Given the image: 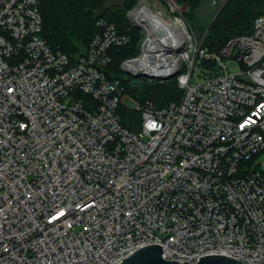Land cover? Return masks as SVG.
Masks as SVG:
<instances>
[{"label": "built area", "instance_id": "built-area-1", "mask_svg": "<svg viewBox=\"0 0 264 264\" xmlns=\"http://www.w3.org/2000/svg\"><path fill=\"white\" fill-rule=\"evenodd\" d=\"M40 3L0 0V264H121L152 246L264 264V14L210 51L181 3L137 0L120 68L176 80L181 100L158 108L100 69L129 34L100 17L71 61L41 36Z\"/></svg>", "mask_w": 264, "mask_h": 264}, {"label": "trees", "instance_id": "trees-1", "mask_svg": "<svg viewBox=\"0 0 264 264\" xmlns=\"http://www.w3.org/2000/svg\"><path fill=\"white\" fill-rule=\"evenodd\" d=\"M137 0H41L43 20L41 36L52 49L66 53L71 61L83 55L93 38L100 31V17L114 23L119 31L130 35V42L110 50L112 61L107 70L121 74V62L138 53L140 32L133 28L127 16L128 10ZM185 6V15L190 29L203 35V46L218 51L231 37L250 33L254 20L264 14V0L212 1L214 14L206 19L201 16L207 0H176ZM125 90L139 102L150 101L158 108L171 102H179L182 90L175 79L164 83H127ZM120 123L126 129L139 131L141 113L122 103L118 107Z\"/></svg>", "mask_w": 264, "mask_h": 264}, {"label": "water", "instance_id": "water-1", "mask_svg": "<svg viewBox=\"0 0 264 264\" xmlns=\"http://www.w3.org/2000/svg\"><path fill=\"white\" fill-rule=\"evenodd\" d=\"M167 46V45H166ZM168 49V48H167ZM184 50L183 43L176 49V53ZM110 79H118L122 81L130 80V76L128 73L133 75L132 81L134 83H139L140 78L146 76L145 72L136 71L130 72L128 70L123 69L121 74H115L107 70L106 68H100ZM180 70L175 71L171 76L178 74ZM121 264H242L239 261L225 257V256H206L201 258L199 261L195 263L184 262L179 263L177 261L166 260L162 257V250L157 246L147 247L139 250L135 254L131 255L127 259H125Z\"/></svg>", "mask_w": 264, "mask_h": 264}, {"label": "rangeland", "instance_id": "rangeland-1", "mask_svg": "<svg viewBox=\"0 0 264 264\" xmlns=\"http://www.w3.org/2000/svg\"><path fill=\"white\" fill-rule=\"evenodd\" d=\"M208 2L205 3V6L203 7V10L200 11V14L202 17L208 19L210 18L211 16H213L214 14V11H213V6L212 5V1L213 0H207ZM218 2H224L225 0H217ZM193 35L195 36V38L199 41V42H203V35H201V33L198 31V30H195L193 29ZM140 82H147V83H164V82H168V81H158V80H155V79H149L148 77H141L140 79ZM127 83H134L132 81H127ZM126 94L132 98H134L135 100H137L133 95H131L128 91H126ZM128 100V99H127ZM138 101V100H137ZM128 103V101H127ZM260 160L264 161V152L260 155Z\"/></svg>", "mask_w": 264, "mask_h": 264}]
</instances>
